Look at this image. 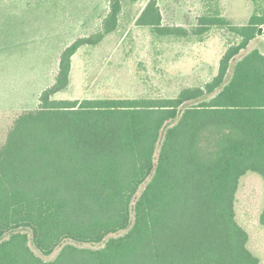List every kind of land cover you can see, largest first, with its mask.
<instances>
[{"label": "trees", "instance_id": "obj_1", "mask_svg": "<svg viewBox=\"0 0 264 264\" xmlns=\"http://www.w3.org/2000/svg\"><path fill=\"white\" fill-rule=\"evenodd\" d=\"M136 1L108 0L98 29L62 50L37 106L9 127L0 264H261L236 203L243 177L264 181V52L248 50L264 38V0H251L244 24L218 0H202L191 28L164 24L157 0L148 1L136 24L158 37L234 35L201 85L173 96L55 98L70 85L78 50L117 31Z\"/></svg>", "mask_w": 264, "mask_h": 264}, {"label": "rangeland", "instance_id": "obj_2", "mask_svg": "<svg viewBox=\"0 0 264 264\" xmlns=\"http://www.w3.org/2000/svg\"><path fill=\"white\" fill-rule=\"evenodd\" d=\"M148 1L126 4L117 31L98 45L78 50L72 59L70 85L55 98L173 96L184 87L205 83L217 73L220 58L234 35L228 30L212 29L200 38L158 37L149 27L136 24ZM157 2L164 24L187 28L198 24L204 9L202 0ZM36 3V0H0V52L1 48L11 50L7 44H12V49H25L27 69H32L35 75L43 72L46 85L53 82L56 73L57 61L53 59L56 52L61 53L77 38L96 31L108 9V0H42V6ZM218 3L222 14L234 24L246 23L253 11L251 0H218ZM255 47L264 52L262 34L250 43L248 50ZM3 64L8 67L6 62ZM6 85L5 81V87L0 88L3 94H0V145L15 117L22 110L37 106L35 87L12 99L6 95L10 88ZM263 204V179L254 173L246 175L237 194V218L248 231L249 246L260 256L261 264H264V226L259 216ZM56 254L57 251L50 258Z\"/></svg>", "mask_w": 264, "mask_h": 264}, {"label": "crops", "instance_id": "obj_3", "mask_svg": "<svg viewBox=\"0 0 264 264\" xmlns=\"http://www.w3.org/2000/svg\"><path fill=\"white\" fill-rule=\"evenodd\" d=\"M6 47L11 48V50L14 52L13 53L11 50L7 51L5 48H1L2 52H0V84L3 83V85H5V81H6L7 82L6 86L10 87L6 95L14 99L17 97V95L19 96L20 94L25 95L24 93H27L28 88L35 87L33 93L37 94L36 96H37V104H38L39 102L38 98H39L40 93L45 87L49 86L51 83L45 85V78L43 76L44 75L43 72L42 74L38 73L35 75L32 69L30 70L27 69V66H26L27 65V55H26L25 49L23 48L12 49V44H7ZM59 55H60V52L57 51L55 54V57L53 58L57 61L56 71L59 65ZM5 62L8 65L7 68L3 66L4 65L3 63ZM9 62L11 64H9ZM21 69L23 70V72L21 71ZM15 79L19 80L18 83H15L16 81ZM3 85H0V88L5 87ZM21 88H24L25 92H22L23 90Z\"/></svg>", "mask_w": 264, "mask_h": 264}, {"label": "water", "instance_id": "obj_4", "mask_svg": "<svg viewBox=\"0 0 264 264\" xmlns=\"http://www.w3.org/2000/svg\"><path fill=\"white\" fill-rule=\"evenodd\" d=\"M261 32H262V28L259 29V33H261Z\"/></svg>", "mask_w": 264, "mask_h": 264}]
</instances>
